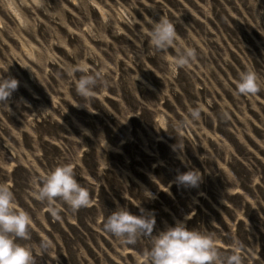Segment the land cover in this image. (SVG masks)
<instances>
[{"label":"rangeland","instance_id":"374dc122","mask_svg":"<svg viewBox=\"0 0 264 264\" xmlns=\"http://www.w3.org/2000/svg\"><path fill=\"white\" fill-rule=\"evenodd\" d=\"M161 16L175 25L176 46L196 50L175 75V48L155 50L147 35ZM79 64L88 73L70 76ZM7 65L3 75L19 83L0 105V183L32 218L20 242L35 264H143L149 237L125 245L103 227L118 205L151 211L153 235L177 220L213 232L222 255L235 236L243 264H264V0H0ZM248 66L261 88L237 95ZM102 68L110 86L80 97L75 79ZM200 105L199 120L176 127ZM59 163L73 165L91 202L73 213L57 198L55 220L31 196V179ZM190 168L202 181L177 185ZM44 236L53 241L46 251Z\"/></svg>","mask_w":264,"mask_h":264},{"label":"clouds","instance_id":"9594fccd","mask_svg":"<svg viewBox=\"0 0 264 264\" xmlns=\"http://www.w3.org/2000/svg\"><path fill=\"white\" fill-rule=\"evenodd\" d=\"M150 23L152 26L147 30V35L151 46L158 51H166L169 47L175 48V55L167 57L171 65V73L175 75L178 69L190 66L196 59V50L183 44L176 46L179 38L175 25L169 18L161 16ZM7 69L8 65L0 68V105L6 103L19 83L15 77L3 75ZM66 71L74 77L77 71L88 73V66L86 64L69 66ZM105 73L106 70L102 68L94 74H86L75 79L76 93L88 99L94 94L97 85L109 87ZM235 85V94L254 95L261 88V79L254 68L248 66L239 73ZM80 105L83 104L76 106ZM202 107L200 105L190 108L189 117L177 122L176 127H184L194 120H199ZM82 131L85 135H90L87 129ZM107 147L105 139L101 149ZM171 147L174 151L183 153L182 144H174ZM201 181L202 174L195 168L179 172L175 176V183L184 187H196ZM31 185V196L37 201L45 202L47 212L55 220L61 218L60 212L63 210L57 203V198L67 204L73 213L82 207H87L91 202L89 190L78 183L71 163H59L46 173L33 176ZM144 191L146 198H154L152 192L147 189ZM31 224L32 218L29 213L16 204L10 184L0 183V264H35L32 247L20 242L21 239L30 238L28 229ZM154 224L155 217L151 211L141 208L140 214L137 215L131 213L126 206L118 205L107 215L103 227L125 245H133L139 238L149 237L151 246L143 253V264H243L241 255L243 245L235 236L232 237L231 252L222 255L217 247L216 234L213 232L190 228L183 220H177L174 225L153 235ZM38 247L46 251L53 247V241L44 236Z\"/></svg>","mask_w":264,"mask_h":264}]
</instances>
